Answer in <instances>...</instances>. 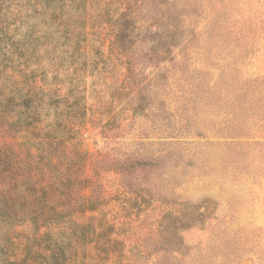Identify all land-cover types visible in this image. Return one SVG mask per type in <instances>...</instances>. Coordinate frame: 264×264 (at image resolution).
<instances>
[{
    "label": "rangeland",
    "instance_id": "374dc122",
    "mask_svg": "<svg viewBox=\"0 0 264 264\" xmlns=\"http://www.w3.org/2000/svg\"><path fill=\"white\" fill-rule=\"evenodd\" d=\"M0 91V164L34 163L26 104L82 125L58 161L97 179L122 263L264 264V0H0ZM45 231L0 219V264H57Z\"/></svg>",
    "mask_w": 264,
    "mask_h": 264
},
{
    "label": "trees",
    "instance_id": "16d2710c",
    "mask_svg": "<svg viewBox=\"0 0 264 264\" xmlns=\"http://www.w3.org/2000/svg\"><path fill=\"white\" fill-rule=\"evenodd\" d=\"M60 1L68 2L71 7L87 9L88 0ZM86 25L83 23L79 35L86 33ZM10 97L0 91V118L6 123L14 118L13 111H21L19 107L22 106L19 102L13 104ZM30 106L31 104H26L25 116L20 118L19 123L26 133L33 135V139H24L28 145L27 154L34 163L26 161L23 165L0 164V219L12 225L32 224L37 231L46 229L44 234L57 229V248L50 255L54 263L72 264L69 258L72 257L71 253L78 252L76 245H80L81 250L86 253L90 244H94L97 253L102 255V262L93 257L94 261H98L97 264H125L117 257L114 232H107L102 222L95 223L94 215H89L86 219L87 212L97 211L95 204L98 203V198L87 194L97 179L86 174L84 165L74 164L76 156L68 164H60L58 161V150L64 145L62 138L68 133L74 139L82 125L68 118L57 122L58 127L47 121L50 127L46 125L37 128L39 121L33 117L32 121L28 120L27 111ZM35 111L39 113L40 110L37 107ZM63 147L66 149L65 145ZM34 149L44 155L37 159ZM14 152L17 153L18 150L14 149ZM16 161H19L18 156L10 160ZM61 257L69 261H59ZM111 260L113 262L108 263Z\"/></svg>",
    "mask_w": 264,
    "mask_h": 264
}]
</instances>
